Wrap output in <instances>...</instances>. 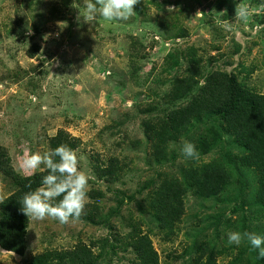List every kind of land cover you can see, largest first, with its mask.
Instances as JSON below:
<instances>
[{"label": "rangeland", "instance_id": "374dc122", "mask_svg": "<svg viewBox=\"0 0 264 264\" xmlns=\"http://www.w3.org/2000/svg\"><path fill=\"white\" fill-rule=\"evenodd\" d=\"M241 2L262 0H138L127 21L89 24L84 0H0V204L15 190L4 171L43 172L22 170V159L49 151L61 130L79 140L89 177L79 219L28 217L24 254L0 248V264L81 247L89 264H137L131 233L150 238L159 264H264L246 240L227 243L229 231L264 236L258 180L231 135L210 115L179 135L166 124L171 111L204 102L217 73L264 96V9L235 23ZM185 142L198 159L184 157ZM216 163L229 177L219 192L188 189L189 174L202 182ZM165 183L185 188L173 232L159 230L150 206Z\"/></svg>", "mask_w": 264, "mask_h": 264}, {"label": "trees", "instance_id": "16d2710c", "mask_svg": "<svg viewBox=\"0 0 264 264\" xmlns=\"http://www.w3.org/2000/svg\"><path fill=\"white\" fill-rule=\"evenodd\" d=\"M209 90L211 92L207 95ZM203 91L207 95L203 97L204 102L199 100L196 104L194 101L188 107L178 108L168 114L166 124L170 135L182 134L193 121L203 116H213L218 125L231 135L234 144L240 149V164L255 173L258 180L256 198L261 206H264V96L243 89L234 75L226 73L212 75ZM61 144L75 150L79 140L61 130L50 139V150ZM6 170L5 175L12 180L15 190L0 204V248L16 255H23L29 219L22 213L20 201L25 193L41 186V181L48 172L45 170L22 176L13 172L12 169ZM224 170L221 164L216 163L205 174L202 182L194 180L193 175L189 174L187 187L205 197L217 193L229 179ZM168 184L160 186L156 195L150 197V206L156 210L155 216L161 232H173L183 211L182 196L185 188ZM128 236L129 244L138 261L137 264H159L157 253L147 235L131 233ZM87 257L89 255L86 248L81 247L72 252H46L29 259L24 264H56L58 262L89 264ZM194 264H213V257L209 256L203 261L201 256Z\"/></svg>", "mask_w": 264, "mask_h": 264}, {"label": "clouds", "instance_id": "9594fccd", "mask_svg": "<svg viewBox=\"0 0 264 264\" xmlns=\"http://www.w3.org/2000/svg\"><path fill=\"white\" fill-rule=\"evenodd\" d=\"M235 3L236 0H233ZM138 0H84L83 20L85 23L95 22L97 17L105 21L121 22L132 17L134 5ZM264 9V0L256 9L238 3L235 9V23L247 24L252 19V13ZM226 26L231 30L232 25L226 21ZM181 151L185 158L198 159L199 153L195 144L185 142ZM43 165L42 169L40 166ZM22 170L33 173L37 170H47L41 181V186L34 191L25 193L20 201L21 211L34 220L52 218L61 224L79 219L84 208L87 196L89 177L78 169V157L76 150L65 144L51 149L43 154L33 152L26 154L21 162ZM60 198L57 202V198ZM242 240H246L251 248L257 252L258 258L264 260V236L255 232L229 231L227 243L240 246Z\"/></svg>", "mask_w": 264, "mask_h": 264}]
</instances>
